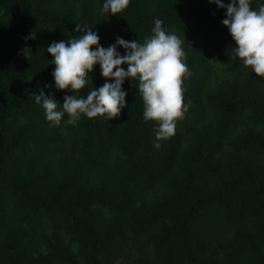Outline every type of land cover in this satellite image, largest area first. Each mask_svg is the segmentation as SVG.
<instances>
[{
    "label": "trees",
    "instance_id": "16d2710c",
    "mask_svg": "<svg viewBox=\"0 0 264 264\" xmlns=\"http://www.w3.org/2000/svg\"><path fill=\"white\" fill-rule=\"evenodd\" d=\"M105 2L0 0V264H264V77L236 56L226 8L130 0L112 15ZM155 19L183 41L190 72L175 135L156 140L131 78L118 118L65 113L51 126L33 93L62 111L72 92L56 88L47 48L83 35L77 24L105 48L143 44ZM105 82L96 64L74 94Z\"/></svg>",
    "mask_w": 264,
    "mask_h": 264
},
{
    "label": "clouds",
    "instance_id": "9594fccd",
    "mask_svg": "<svg viewBox=\"0 0 264 264\" xmlns=\"http://www.w3.org/2000/svg\"><path fill=\"white\" fill-rule=\"evenodd\" d=\"M218 8H226L227 18L222 20L234 40L235 54L256 76L264 77V5L253 10L250 0H231L225 5L223 0H209ZM130 0H106L102 11L117 15L126 9ZM163 21L154 20V35L143 44L118 37L116 42L105 48L99 44V36L91 29L79 24L75 31L83 32L79 38L53 42L47 52L54 58L52 73L55 86L59 90H70L66 95L62 111L58 109L54 96L33 93L35 102L45 111L51 126H58L67 113L68 123L75 124L81 115L87 118L106 116L108 120L118 118L126 106L127 92L122 90L126 78L138 80V91L145 106L144 119L156 120L159 127L156 140H165L176 131V122L184 118L187 107L183 103V78L190 75L184 62L186 53L183 41L175 34H168L162 27ZM34 38V34L32 36ZM96 46L93 50L92 46ZM128 50L125 55L117 51V46ZM96 64L106 81L103 86L93 89L86 98H78L74 93L85 87L89 73ZM127 64V70L122 65ZM50 87V85H45ZM158 149L159 143H154Z\"/></svg>",
    "mask_w": 264,
    "mask_h": 264
}]
</instances>
